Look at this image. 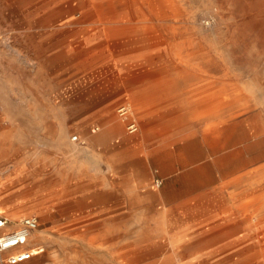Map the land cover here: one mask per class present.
Masks as SVG:
<instances>
[{
	"label": "rangeland",
	"instance_id": "obj_1",
	"mask_svg": "<svg viewBox=\"0 0 264 264\" xmlns=\"http://www.w3.org/2000/svg\"><path fill=\"white\" fill-rule=\"evenodd\" d=\"M70 2L0 0V215L40 217L31 263L264 264V0H137L134 33L92 42ZM114 185L161 257L124 261L113 220L73 215Z\"/></svg>",
	"mask_w": 264,
	"mask_h": 264
},
{
	"label": "crops",
	"instance_id": "obj_2",
	"mask_svg": "<svg viewBox=\"0 0 264 264\" xmlns=\"http://www.w3.org/2000/svg\"><path fill=\"white\" fill-rule=\"evenodd\" d=\"M2 116L3 114L0 112V119H2ZM157 145L158 144H156V146ZM126 156L132 157L131 154L126 153L123 157L125 161L128 159ZM53 173L55 172L53 171ZM112 176L113 178H111L109 181L112 182L113 184L117 182L118 184L125 183L127 180L131 179L129 173L119 174L118 176L116 173H114ZM107 189L108 190L104 191V194L98 195L99 197L97 198L99 199V201H95L93 198L92 200L94 201L90 202L91 206H88L87 208H82V210H79L77 212L74 211L73 215L74 214L80 215L83 218H86L87 216H93V215L97 217L106 215L109 217L108 221L113 220L114 224L116 225L114 230L116 231L113 234L112 239L108 241L107 245L111 247L112 251H114V248L115 249L117 248L118 252H121L120 254H118L119 258H120V255H122L123 257L122 259L124 261L131 260L130 250L133 247L141 248L140 253H138L139 254L138 256L151 257L155 255V257H161L162 256L161 249L163 247V243L160 242L158 239L155 241H152L151 243H146V244L141 245L139 243L130 242V239L128 238L129 234L127 232L130 231V229L133 230V228L137 229V226H138V225L137 226L132 225V228H130L131 226L130 217H132L133 213L137 212L139 208L142 209V206L140 207L135 206V204L131 202V199H132L131 194L123 186L117 187L116 185H114L111 188H107ZM94 194L95 193H92L91 195V194H87L84 192L82 194H78L76 199L90 200L91 196L93 197ZM156 203H158V201H156ZM154 210H155V213L161 212L160 201H159V206L157 205ZM134 221L135 219L132 220L133 224H134ZM37 231L33 233L31 240H30V245L34 247H37V244L39 243V239L41 237V235L39 234L37 235ZM117 231H119L120 233L116 234ZM116 242L118 243L117 246H116ZM37 249L39 248L37 247ZM39 250L35 253L34 258L25 264H32L31 262L33 263L37 262L39 259L37 257H39V254H40Z\"/></svg>",
	"mask_w": 264,
	"mask_h": 264
},
{
	"label": "built area",
	"instance_id": "obj_3",
	"mask_svg": "<svg viewBox=\"0 0 264 264\" xmlns=\"http://www.w3.org/2000/svg\"><path fill=\"white\" fill-rule=\"evenodd\" d=\"M130 112L128 106L118 109V113L123 119H127ZM98 129V127H94L92 132L95 133ZM127 130L129 133L135 134L139 131V124L131 121L127 125ZM72 141L80 143L81 138L79 135H74ZM39 227L40 217L36 214L26 215L15 220L0 215V264H25L31 261L39 249L31 246L30 240Z\"/></svg>",
	"mask_w": 264,
	"mask_h": 264
},
{
	"label": "bare ground",
	"instance_id": "obj_4",
	"mask_svg": "<svg viewBox=\"0 0 264 264\" xmlns=\"http://www.w3.org/2000/svg\"><path fill=\"white\" fill-rule=\"evenodd\" d=\"M99 1L100 2H95L94 0H79V1L75 0V2H70V6L72 9L78 7H82L84 9H87L88 7L92 8L84 15L90 17V22H92L94 17H96L97 19H100V22L103 24L101 26L100 25L98 26L99 33L94 32L89 34L88 37H86V39L89 40L90 42L97 41V39H99V37H102L103 35L112 38L114 37L119 38L121 36L130 35L134 32H131L130 27L125 25L130 23V21L134 20L136 17L139 18L145 16L143 14L144 9L140 7V5L137 3V0H99ZM82 22L85 23V21ZM146 30H147V32H145L146 34H148L149 36L153 35L151 37L152 40L158 39V37L155 34L156 28L154 26H150L149 28H146ZM81 43L83 44V42ZM134 74L138 75L137 73ZM85 150H87L86 152L88 154L89 149L86 148Z\"/></svg>",
	"mask_w": 264,
	"mask_h": 264
}]
</instances>
